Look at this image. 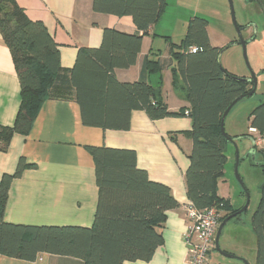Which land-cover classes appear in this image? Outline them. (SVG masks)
Listing matches in <instances>:
<instances>
[{
  "label": "trees",
  "instance_id": "1",
  "mask_svg": "<svg viewBox=\"0 0 264 264\" xmlns=\"http://www.w3.org/2000/svg\"><path fill=\"white\" fill-rule=\"evenodd\" d=\"M252 1L259 3L264 16V2ZM166 5V0H92L94 13L130 17L137 32L127 34L105 28L100 46L79 49L74 66L65 69L60 63L59 47L43 22L29 19L15 0H0V35L11 54L20 85V106L14 124L11 128L0 126V151L8 150L14 134L26 136L30 132L46 100L75 102L82 125L102 130L128 131L134 111L144 112L151 121L187 112L191 129L183 134L192 143L184 174L187 206L197 210L215 207L223 213L219 223L233 214L232 219L238 221L242 214L233 212L229 202L217 195L229 144L220 123L229 106L252 90L253 82L222 69V50L211 46L208 22L191 18L180 51L169 45L167 58H145L139 80L123 83L114 75L115 70L135 65L143 37L160 19ZM191 48L196 52L192 53ZM167 69L172 73L173 85L180 83L185 93L188 106L179 113L170 112L159 89L147 81L148 75ZM250 118L249 129L260 137V166L264 173V100ZM86 150L93 158L98 191L92 227L5 222L11 182L35 168L19 158L14 173L3 174L0 180V256L33 262L39 254H48L79 259L83 264L151 260L163 244L159 230L166 214L179 208V203L167 186L151 181L146 171L137 167L134 151L105 147ZM250 226L256 237L255 264H264V182Z\"/></svg>",
  "mask_w": 264,
  "mask_h": 264
},
{
  "label": "crops",
  "instance_id": "2",
  "mask_svg": "<svg viewBox=\"0 0 264 264\" xmlns=\"http://www.w3.org/2000/svg\"><path fill=\"white\" fill-rule=\"evenodd\" d=\"M15 1L29 19L43 22L59 47L60 63L65 69L74 66L79 49L100 46L105 28L127 34L137 32L130 17L94 13L92 0ZM152 30L153 27L148 34ZM155 40L149 35L143 37L135 65L114 71L119 82L139 80L145 58H167V52L156 51ZM147 81L159 89L160 98L170 112L179 113L187 108L182 86L173 85L169 69L148 75ZM19 106V81L11 54L0 35L1 127L13 126ZM190 129L191 120L185 115L151 121L141 111L132 112L128 131L85 127L75 102L46 100L30 132L26 136L14 134L8 150L0 151V180L3 174L14 173L19 158L35 166L11 182L4 221L31 226L92 227L98 191L93 158L86 147L132 150L137 167L146 171L151 181L167 186L180 206L167 212L159 230L163 244L154 251L151 260L123 264H190L184 239L188 224L185 208L189 204L184 174L192 143L183 134ZM221 185L222 179L217 183V195L226 200L220 193ZM222 236L223 229L219 242ZM0 264H83V261L39 254L33 262L0 256Z\"/></svg>",
  "mask_w": 264,
  "mask_h": 264
},
{
  "label": "rangeland",
  "instance_id": "3",
  "mask_svg": "<svg viewBox=\"0 0 264 264\" xmlns=\"http://www.w3.org/2000/svg\"><path fill=\"white\" fill-rule=\"evenodd\" d=\"M166 4L160 19L148 34L156 39L157 52L168 53L169 45L174 51H180L189 20L198 17L208 22L211 46L222 50L219 57L222 69L237 78L255 76V93L238 102L224 123L225 134L235 140L226 148L227 161L220 193L226 197L233 212L244 206L246 194L248 204L240 220L232 219L223 227V236L218 244L222 252H235L232 255L242 261L225 258L215 250L211 252L209 261V264H255L256 237L250 223L260 200L264 173L260 166L263 161L259 152L260 137L249 127L252 112L264 100V16L259 3L252 0H166ZM237 28L245 42L248 65L239 44ZM235 168L242 187L236 180Z\"/></svg>",
  "mask_w": 264,
  "mask_h": 264
},
{
  "label": "built area",
  "instance_id": "4",
  "mask_svg": "<svg viewBox=\"0 0 264 264\" xmlns=\"http://www.w3.org/2000/svg\"><path fill=\"white\" fill-rule=\"evenodd\" d=\"M191 52L195 53L196 49L191 48ZM185 211L188 224L184 239L188 246V261L190 264H209L220 224V212L215 207L197 210L191 206H187Z\"/></svg>",
  "mask_w": 264,
  "mask_h": 264
},
{
  "label": "water",
  "instance_id": "5",
  "mask_svg": "<svg viewBox=\"0 0 264 264\" xmlns=\"http://www.w3.org/2000/svg\"><path fill=\"white\" fill-rule=\"evenodd\" d=\"M231 10H232V7H231ZM232 13V18L234 19V15H233V12L231 11ZM237 33H238V38H239V44L241 45L242 47V50H243V55H244V59H245V62L247 64V60H246V51H245V42L243 41L242 37H241V33H240V29L237 28ZM220 57V56H219ZM248 65V64H247ZM248 81H252L253 82V87H252V90L250 92H248L247 94L237 98L230 106L229 108L224 112V114L222 115V118H221V123H220V130H221V133L222 135L224 136L225 140L229 143H233V139H231L230 137H228L226 134H225V131H224V123H225V119L227 117V115L229 114V112L231 111V109L238 103L240 102L241 100L245 99V98H248L250 96H252L254 93H255V90H256V79H255V76L253 74L250 75L249 78H247ZM237 167V166H236ZM235 174H236V180L237 182L240 184V186L242 187V182L236 172V168H235ZM244 193L246 194V191L244 190ZM247 204H248V196L246 194V200H245V204L244 206L241 208V210H239L237 212V214H242L246 208H247ZM235 216V214L227 217L226 219H224L220 224H219V227L217 229V232H216V236H215V240H214V250L216 252H218L220 255H222L223 257L225 258H228V259H234V260H239V261H242L240 258H237L236 256L234 255H231V254H228V253H225V252H222L219 248V237H220V234L222 232V229L223 227L228 223V221L230 219H232L233 217Z\"/></svg>",
  "mask_w": 264,
  "mask_h": 264
}]
</instances>
